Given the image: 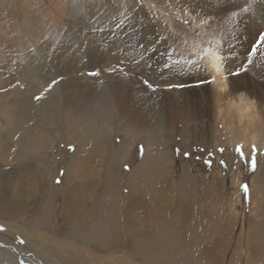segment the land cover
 Returning <instances> with one entry per match:
<instances>
[{
	"label": "rangeland",
	"instance_id": "rangeland-1",
	"mask_svg": "<svg viewBox=\"0 0 264 264\" xmlns=\"http://www.w3.org/2000/svg\"><path fill=\"white\" fill-rule=\"evenodd\" d=\"M92 12L107 18L109 15L111 17L109 16V21L104 18L94 22L90 19L95 16ZM248 15L247 28L245 24L238 23L237 19L233 22L236 27L234 30L241 28L242 32L236 33L232 30L231 51L235 73H240L242 78L247 77V82H250V86L256 91L254 101L255 105H258L256 109L259 116L253 119L252 123H238L237 118L230 117L223 101L213 100L210 102L212 110L209 117L203 120L194 111L180 114L179 121L174 125L168 124L162 118L165 136L149 146L144 142L143 136L134 134L125 124L126 122L110 109L112 108L110 102L106 103V107L87 104L90 121L101 127L107 124V132L101 140L80 138L81 127L77 126L79 124L77 122L80 121L75 122L77 124L71 126L73 128L65 129V119L68 118L66 109L59 107L60 100L59 103L51 105L50 109L44 104L36 103L38 101L35 99L38 95L36 90L40 82L38 80L44 79V76L48 78L49 75L43 70L42 73L35 68L30 69L26 62L32 60L34 51L42 47L52 50L61 42L62 48L69 49L65 53H70L72 55L70 58L74 56L73 66L82 68V73L79 72L80 79H88L94 64L95 68H102L104 65L98 59L99 53L96 49L99 50L103 44L106 45L114 39L115 36L110 37L109 40L108 35H105V31L110 29L108 24L113 21L112 24L110 23L112 30L121 26L113 35H119L125 30L126 36L132 38L136 46L140 43L145 27L148 26L150 33L154 32L158 37L165 39L175 56L187 62L203 63L205 59L203 48L208 47L205 43L209 40L215 42L222 39L213 26L214 21L203 19L204 21L197 23L193 18V12L180 4L179 0L178 4L177 0H0V94L2 92L0 96H3L0 97V157L19 153L23 160L20 165L0 164V227L11 231L9 225L15 222L17 230L14 232L17 241H14L13 245L31 243L33 245L31 248L37 252L36 255L41 254L48 261L43 264H62V262L71 264L73 258H76V262L80 260V264L167 263L161 258L157 262H144L134 257L135 250L131 245L134 237L138 238L139 247H151L157 243L164 245V248L175 243L184 245L183 261L173 264H194L192 259L197 257L202 260L201 264H224L225 251L227 250V259L233 255L231 251L233 249L229 248V245H241L243 243L241 238L247 237V244L243 245L247 248V264H264V246H260L264 245V239L259 242L251 237L257 233L264 234V79L258 80L253 76L255 70L254 63L251 62L254 56L251 52L252 47L256 46V50L264 47V44L259 43V36L264 33V16L258 17L254 12ZM76 21L79 23H75ZM85 22L88 29L85 32V45L82 46L78 40L83 33L82 24ZM90 28H96L95 38L88 37ZM29 33L34 40L33 43H27L26 36H29ZM1 34H4L6 39L2 38ZM47 38L55 41L53 47L49 46L50 41ZM106 50L105 47L103 51ZM113 52L110 56L112 63L118 51ZM114 67L116 72L120 70L116 63ZM65 69L59 77L69 73V70ZM130 71H126L127 75L133 74L140 79V86L144 87V93L148 96L151 106H156L158 94L164 86L157 84L153 77L143 76L142 70ZM145 80L155 85L156 91L146 88L143 83ZM184 85L199 89L202 82ZM181 86L183 85L179 87ZM182 97L188 98L187 96L180 98ZM192 101H196V98ZM10 117L16 120V124L18 120L27 119L30 123L27 129H33L30 130L31 135L34 130L41 128L42 132L39 129L37 132L43 138L53 137V146L49 148L50 143H46L47 147L39 153L33 147H29L31 140L23 138L25 135L23 128L20 127L21 124L18 128L15 122L8 120ZM227 117L229 119H226ZM72 118L79 117L72 116ZM12 123L14 128L13 125L11 126ZM246 129L254 130L249 132ZM252 138L255 139L256 144ZM238 146L243 147L244 158L237 153ZM220 149H224L223 153ZM86 152L92 154L88 155ZM160 153H167L168 160L161 164L163 168L157 169L155 180V176L151 175V168L155 166L152 159L158 157ZM185 153L188 155L185 156ZM93 154L100 163L99 166L89 163L93 165L95 171L84 177L89 180L85 185L86 179L79 173L81 171L79 164L93 156L94 161H99ZM31 155L33 157H30ZM87 155L90 158H85ZM114 158L117 159L115 163L112 160ZM253 158L257 162L255 169L251 166ZM221 160L225 161L226 166L221 164ZM145 161H150L153 165L144 164ZM147 169L151 174L146 177V172H149L146 171ZM115 179L116 193L110 186L104 189V183L108 184ZM132 184L135 186V192H132ZM146 184L150 186L155 196H158V190L161 195L163 194L161 197L164 203H161L160 207L153 206L152 200H147V195L140 190L141 185L146 189L148 186ZM84 185L88 191L83 200L85 207L89 208L97 204V200L104 199L103 196L107 198L111 196L119 206L118 214L130 221L129 227L127 226L129 229L126 227L122 235L117 233L115 236L110 233L107 238L95 229L75 228L79 233L72 230V218L69 220L60 214L62 200L66 192L70 191L69 193L74 197ZM245 185L247 192L243 189ZM102 190L106 191L104 195L101 194ZM134 201L137 203L134 204ZM49 203L51 208L48 210L47 207V211H44L42 207ZM111 203L112 201H109L108 205ZM148 205L153 211V213L150 211L151 215L144 213ZM33 208L36 214L31 213ZM77 216L82 215L77 213ZM83 217L90 223H95L86 214ZM185 220L187 224L184 233L179 236L181 222ZM7 221L9 224H6ZM19 228L28 230L27 233L31 234L37 232V236L43 241L42 249L37 250L32 242L22 238L23 232ZM190 245H198V253L195 254L197 257L188 253L187 249ZM48 246L54 247L53 249L59 254H64L66 260L62 261L57 256H53L50 249H45ZM138 249L142 250V248ZM27 254L33 263L36 262L34 264H41V259L34 258L30 253ZM126 255L130 257L126 258ZM76 262L74 264H77Z\"/></svg>",
	"mask_w": 264,
	"mask_h": 264
},
{
	"label": "bare ground",
	"instance_id": "bare-ground-1",
	"mask_svg": "<svg viewBox=\"0 0 264 264\" xmlns=\"http://www.w3.org/2000/svg\"><path fill=\"white\" fill-rule=\"evenodd\" d=\"M179 2L180 4L188 7L189 10L193 12V15H194L193 18L195 19L197 23L204 21L203 19H209V20L214 21L215 23H213L214 24L213 26L215 27V30H217L222 37L220 41L215 40V42H212L209 40L207 43H205L208 45V47L205 46L206 48H203V53L205 56L203 63H200L199 61H194V62L188 61L187 62V60H182L178 58L177 56H175L174 52L169 48V45L167 44V42L164 41L165 39L163 40L162 38L158 37V35H156L154 32L153 34L150 33L149 27L148 26L145 27L144 24L143 26L145 27V31L143 32L141 36L140 43L138 44V46H136L133 43L132 38L129 39V36L128 37L126 36L125 30L122 31L121 34L119 35H113L114 32L121 26H118V28L116 27L117 29L112 30L111 24L113 23V21H111L110 22L111 24L110 23L108 24L110 25V29H108V31H105V30H102V31L106 32L105 35H108L109 40H110V37L115 36L114 39H111V42L106 43V45L103 44L102 46L101 44L102 48H100L99 50L96 49V52L99 53L98 59L104 63L102 68H99V67L95 68L96 67L95 64L92 67L93 68L92 72L99 73L98 76L90 77V75H88L89 76L88 79H80L79 72H81L82 68L78 66H75V67L73 66L74 63L72 61L73 60L72 58L74 56L70 58V56L72 55H70V53L69 54L65 53V52H68L69 49L66 50L62 48L61 42L60 44H57L54 48H52V50L48 49V47H42L38 49V51L33 52L35 53V55L32 58V60L29 59L30 61L26 62L27 66H30L31 67L30 69L35 68L41 72L43 70V72L45 71V73L49 75L48 78L44 76V79L38 80L40 82H39V86H37L38 89L36 91H38V95L42 96V99L37 101L36 103L44 104L48 107V109H50L52 107L51 105L57 104L56 102L59 103V100H60L59 107H63L64 109H66L67 118H68L67 120L65 119V122H66L65 129L73 128L71 126H74V125L76 126V124L79 123L77 124V126L79 125L81 129L80 131L79 130L77 131L80 132V136L82 135L80 138H83V139L91 138L92 140H97V139L101 140V138L104 137L105 133L107 132V129H108L107 124L105 123V125L101 127L100 125L90 121L89 110H88L87 104L89 105V103H92L98 106L103 105L104 107H106L107 105L106 103L110 102L112 106V108L110 109H112V111L114 110V113L119 118H121V120L123 119L126 122L125 124H127L128 128H130L134 132V134H136L137 136H143L145 138L144 142H147L149 146L154 145L155 142L162 140V138L165 136V132L163 130V125H162L164 124L163 123L164 120L168 124L174 125L176 124V122L179 121L178 116L185 111L196 112L201 120H203L205 117L208 118L209 113L212 110L210 106L211 105L210 102L213 100H215L216 102L223 101L227 106L230 117L237 118L238 123H241V122H245V124L252 123L253 119L259 116V112L256 109L258 105H255V101H254V96L256 94V91L255 89H253L252 86H250V82H247V77L245 79V76L242 78L241 74H240L241 77L236 76L234 74L235 73L234 60L232 58L233 54L231 51L233 49L232 30L236 33L242 32L240 31L241 28H239L238 30L237 29L234 30V28L236 27L233 24V22L236 19L239 21L238 23L242 25L245 24V28H247L246 27L248 24L247 15L250 14L251 12H254L255 14L257 13L258 17L264 16V0H179ZM177 4H178V0H177ZM89 7L91 8V6ZM93 14L95 16L91 17L90 19L93 20L94 22L95 21L99 22V20H102V19L104 20V18H107L106 16H103L102 14H99V13L95 14L94 12ZM109 16L108 18L110 19L111 16L110 17ZM89 17L90 16H88V18ZM108 18L106 19V21H109ZM75 23H79V22L76 21ZM85 23L82 24L83 33L80 34L79 36L80 40H78V42L82 46L85 45L84 44L85 32H87L86 30L88 29L86 27L87 23L86 24ZM113 25H116V24H113ZM95 29L96 28H92L90 30V33H88L89 38L90 37L95 38L97 34ZM118 32L120 31L118 30ZM14 34H17V33H14ZM1 36L2 38L6 39L4 34H1ZM31 37L32 36L30 33H29V36H26L28 40L27 43L34 42V40ZM101 38H103L102 34H101ZM47 39L49 40V38ZM49 41H50L49 46L53 47L55 45L54 44L55 41L53 40H49ZM25 43L26 42H24V44ZM105 47L107 50L104 52L103 50ZM115 50H117L118 52L117 54H115L113 58L114 62L112 63L110 56L113 55L112 53H114L113 51ZM72 54H74V52H72ZM251 62L254 63L253 68L255 70V72L253 73V76H255L258 80L264 79V47H261L259 50L255 51V54L252 57ZM115 63L118 67H120V70H118V72H116V69L114 67ZM64 67L69 70V73H67L66 75L63 74V76L59 77L60 73L66 70ZM68 67H70L71 69ZM130 70H140V71L142 70V72L144 73L143 76L153 77L157 84L164 86L158 94V103L156 106H151L148 96L144 93V87L140 86L141 85L139 82L140 79L137 76H133V74L132 76L127 75L128 72L126 71H130ZM26 72L27 71H25V73ZM82 75H84V73ZM85 75H86V72H85ZM245 75H247V73ZM196 82H202V86L199 89L193 86L184 85V84L189 85L190 83L192 84ZM169 85H178V87H174L171 90H169L168 89ZM180 85H183V86L179 87ZM3 89L5 88L3 87ZM31 89L32 88H30V90ZM181 96H185V97L187 96L188 98H185V99L184 97L180 98ZM0 97H3V96H0ZM16 97H18V95H16ZM193 98H196V101H192ZM72 116H78L79 118L73 119ZM10 118H8V120L13 121V123L15 122L16 124V120L13 117L11 119ZM226 119H229V118L227 117ZM18 121L19 122L16 124V126L18 125V128H19V124H21L20 127L23 128L22 130L23 135H25V137L23 138H27L28 140H31L29 147H33L39 153V151L47 147L45 146L46 143H50L49 148L53 146L52 144L54 142V138L53 137H47V138L41 137L40 133H38L39 131L42 132L41 128L40 129L37 128V131L39 129L38 132L34 130V133H33L32 131L33 134L31 135L30 130H33V129H27V127L30 126V123L27 121V119L24 118ZM77 121H80V122H77ZM13 123L11 124V126L13 125ZM12 127L14 128V125ZM58 128L60 129V127ZM253 130L254 129H248V130L246 129V131H249V132H253ZM130 134L132 133L130 132ZM247 137L249 138V135ZM128 140L130 142V138ZM252 140H254V144H256L255 139L252 138ZM98 144L100 146V143ZM91 147H95V146H91ZM98 149H100V147ZM93 151L95 150L93 149ZM84 152H85V149H84ZM167 153L166 154L160 153L161 155L158 154V157L153 158L154 161L152 159V162H154L155 166L151 168L152 174L149 169L146 170L149 172L145 171L147 173L145 174L146 177L147 175L149 176L150 174L152 176L153 175L155 176V174L157 173V169L163 168L161 164L166 163V161L168 160ZM88 155L85 158H88V157L90 158V156ZM19 156L20 154L16 153L14 156L0 157V164L2 163L11 164V166L20 165L22 164L23 160L21 156L20 158ZM30 157H33V156L31 155ZM93 157H91L89 160L82 161L83 163L79 164V167L81 170L79 173L81 174L83 178L86 177L87 175L92 174L93 170L95 171V168H93V165L89 163L92 162L96 166L97 165L99 166L100 160L95 155V157L99 161H94V159H92ZM24 158L26 159V156ZM112 160L114 161V163L115 161H117L116 158ZM53 161H54V158H53ZM145 162L146 163L144 164H150L151 166L153 165L151 164L150 161H145ZM155 163H157V165ZM145 166L147 167L148 165H145ZM5 168H8V167H5ZM156 178H157V175L154 177V179L156 180ZM84 179H86L85 185L86 183H89V180H87L88 178H84ZM64 181L66 182V180ZM116 183H117L116 179L115 181L110 182L108 184L104 183V189L105 187L107 189V187L110 186L114 190L113 192L116 193L117 192L115 191ZM85 185L83 188L77 191L78 194L75 195L74 197H72L71 193H69L70 191L66 192L67 191L66 190L65 191L66 193L62 192V193H65L66 195L64 194L65 196L62 200V206H61L62 210L60 214L67 219L72 218L71 228L74 231L78 232V230H75V228H79L80 230L95 229L103 237H106L110 233H112L115 236L117 235V233L119 235H122L125 231V228L127 226L129 227L128 223L130 221L127 219H124V217L118 214L119 206H117L114 198L113 197L111 198V196L108 198L107 196H103L104 199L101 198L97 200L98 202L97 204H94L92 207L87 208L88 206L85 207L84 201H83L85 199L84 198L85 194L88 192L87 187H85ZM134 185L132 184V192H135ZM142 185L141 187H139L138 185V187L140 188L141 191L142 190L144 191L143 192L144 194L147 195L148 197L147 200L148 199L152 200V204L156 208L160 207L162 205L161 203H164L162 202L163 198L161 197L163 196V194L161 195L160 190H158L159 192L156 191V193L158 192L157 193L158 196H155L156 194L154 195L153 191H151V188L148 184H146L148 185L146 189H143L144 187L142 188ZM102 191L103 192L101 194L104 195V192L106 191L104 190ZM93 199H95V197H93ZM131 199L133 198L131 197ZM109 201H112L110 205H108ZM136 203L134 201V204ZM149 205L145 208L147 211L145 210L146 212H144L147 215H151L150 214L151 209L148 208ZM47 207H48V210L51 208L50 203L45 204V206H43L42 209L45 211ZM34 211H35V208L31 209V213H34ZM151 212L153 213V211ZM77 213H80L82 216H77ZM34 214H36V212ZM85 214L89 218H91L93 222H95L93 223L95 226L83 217V215ZM51 215H53V213ZM81 217L82 219H80ZM7 223L9 224L8 221L6 222V224ZM186 224H187V220L181 222V225H180L181 228L179 229L180 230L179 236L183 235L184 227L186 226ZM9 226L11 228L10 229L11 231H8L6 228H3L4 231L0 232V264H34L36 263V262L33 263L30 260L27 253L32 254L34 258L37 257L41 259V264L48 262L47 260L44 259V257L41 254L40 256L38 255L39 257L36 255L37 252L35 251V249L31 248V246H33L31 245V243L26 245V244L19 242L20 243L19 245L18 244L13 245V242L17 241L15 232H14V230L15 231L17 230V227L15 225V222L10 224ZM19 229L23 232L21 234L22 238H24L27 241L29 240V242H32L34 246L38 248L37 250L40 251V249H42V247L44 246L43 241L41 237L37 236L36 234L37 232H33V234H31V233H27L29 232L28 230H23L21 228ZM261 234L262 233H260L259 235L257 233L255 235H251V237L255 238L256 240L260 242L261 239H264V234L262 235ZM137 239L138 238L133 237L131 241V245L133 249L135 250L133 255H135L134 257H137L144 262L145 261L157 262V261H160V258L162 260H165L167 262L166 264H173L174 262L183 261L184 249H182V247L184 245H181L180 243H175V245H166L165 248H164V245H157L158 243L151 247L150 246L139 247L140 243H138L139 241ZM241 239L243 242L241 245H229V248L233 249L231 250L233 255H231L227 259L226 257L227 250H226L224 254L225 256V259L223 261L224 264H247V248L243 247L244 244H247V237H244ZM260 246H264V245H260ZM53 248L48 246L45 249H50L52 255L57 256V258H60V260L62 261L66 260L64 254H59V252H57ZM138 248H142V250H139ZM187 251L189 254L196 256L195 254L198 253V245H190V248L187 249ZM220 255H222L221 251H220ZM125 257L126 258L130 257V255H126ZM71 258L72 257H70V259ZM69 261L70 260H68V262ZM70 262L71 264H74L76 262V258H73ZM192 262L194 264H201L202 260H200L199 257H197V258L192 259ZM76 263L80 264V260L77 261ZM50 264H53V263H50Z\"/></svg>",
	"mask_w": 264,
	"mask_h": 264
},
{
	"label": "snow or ice",
	"instance_id": "snow-or-ice-1",
	"mask_svg": "<svg viewBox=\"0 0 264 264\" xmlns=\"http://www.w3.org/2000/svg\"><path fill=\"white\" fill-rule=\"evenodd\" d=\"M259 43L264 44V33H261V34H260V36H259ZM255 51H256V46H253L252 49H251L252 54H255ZM242 67H243V66H242ZM245 72H246V69H245ZM234 74H235L236 76H239V75H240V73H234ZM89 75H90V76H98L99 73H96V72H90ZM54 83H55V82H54ZM143 83H144V85H145L146 88L150 89L151 91H156V87H155V85H153V84L150 83L149 81H146V80H145V81H143ZM174 87H178V85H169V86H168V89L171 90V89L174 88ZM35 99L39 101V100L42 99V96L37 95V96L35 97ZM223 151H224V149H220V152H221V153H223ZM236 151H237V153H238L242 158H244L243 147H242V146H238L237 149H236ZM253 152H255V148H253ZM187 155H188V154L185 153V156H187ZM256 163H257V162H256L255 158H253V159L251 160V166H252L253 169H255V167H256ZM221 164L224 165V166H226V163H225V161H223V160H221ZM243 189H244L245 192H247V186H246V185L243 186ZM2 231H4V229H3L2 227H0V232H2Z\"/></svg>",
	"mask_w": 264,
	"mask_h": 264
}]
</instances>
